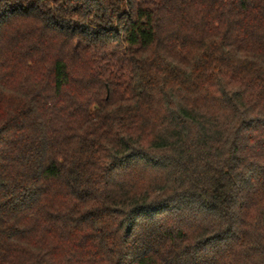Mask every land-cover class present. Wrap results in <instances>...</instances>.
<instances>
[{"label":"trees","instance_id":"1","mask_svg":"<svg viewBox=\"0 0 264 264\" xmlns=\"http://www.w3.org/2000/svg\"><path fill=\"white\" fill-rule=\"evenodd\" d=\"M0 264H264V0H0Z\"/></svg>","mask_w":264,"mask_h":264},{"label":"rangeland","instance_id":"2","mask_svg":"<svg viewBox=\"0 0 264 264\" xmlns=\"http://www.w3.org/2000/svg\"><path fill=\"white\" fill-rule=\"evenodd\" d=\"M123 50H125V46H123V45L121 47L120 46L113 47L110 52L101 53L100 54V60L104 64L115 65L116 60H115L114 56L117 55L118 53L122 52Z\"/></svg>","mask_w":264,"mask_h":264}]
</instances>
